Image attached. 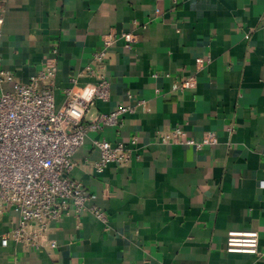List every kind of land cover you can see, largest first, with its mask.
Listing matches in <instances>:
<instances>
[{
  "label": "crops",
  "instance_id": "0c3cea01",
  "mask_svg": "<svg viewBox=\"0 0 264 264\" xmlns=\"http://www.w3.org/2000/svg\"><path fill=\"white\" fill-rule=\"evenodd\" d=\"M0 12L1 63L16 79L57 49V107L65 88L97 81L82 71L108 35L100 72L110 97L87 119L146 101L120 127L88 133L74 156L70 175L106 222L64 215L47 232L56 246L36 250L2 244L18 221L6 209L0 264H264V0H0ZM94 138L123 142L130 165L95 171ZM229 231H257L260 254L227 252Z\"/></svg>",
  "mask_w": 264,
  "mask_h": 264
},
{
  "label": "built area",
  "instance_id": "2783aa9c",
  "mask_svg": "<svg viewBox=\"0 0 264 264\" xmlns=\"http://www.w3.org/2000/svg\"><path fill=\"white\" fill-rule=\"evenodd\" d=\"M2 22L0 12V39ZM131 36L122 34L126 47L133 42ZM108 37L103 36V48L93 52L92 62L82 71L97 81L65 88V101L60 107L54 99L56 48H52L44 65L26 81L16 79L3 68L0 58V86L12 85L10 90L0 91V214L10 208L18 214L16 226L2 239V244L12 239L36 250L53 248L56 243L47 237L49 226L68 214L79 222L83 212H90L106 222L105 212L92 202L83 183L70 175L75 166L74 156L88 133L103 126L120 127L124 114L134 112L146 102L139 99L134 105L95 112L87 119L97 100L110 97L109 81L100 72L112 41V35ZM70 81L76 83L77 78L71 77ZM191 85L192 78L181 84ZM178 131L166 133L164 140L176 142ZM135 141L133 136L130 143ZM92 142L100 152L99 158L90 162L95 171L101 172L108 164L128 166L132 162L131 149L123 142L112 144L105 138H94ZM202 142H209V138L204 137ZM258 244L257 231H229L225 250L259 255Z\"/></svg>",
  "mask_w": 264,
  "mask_h": 264
}]
</instances>
